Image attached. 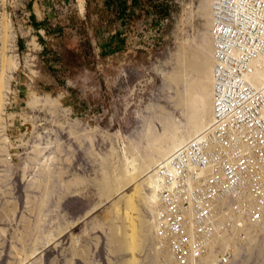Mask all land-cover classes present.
<instances>
[{
  "label": "rangeland",
  "instance_id": "374dc122",
  "mask_svg": "<svg viewBox=\"0 0 264 264\" xmlns=\"http://www.w3.org/2000/svg\"><path fill=\"white\" fill-rule=\"evenodd\" d=\"M211 44L209 0H0V264H133L132 254L111 252L110 228L119 225L122 237L129 216L121 192L140 209L137 264H157L150 178L213 109V90L199 78L191 95L189 79L176 86L166 74L187 69L186 53L213 62ZM133 157L155 161L128 181ZM250 235L228 264H264V231Z\"/></svg>",
  "mask_w": 264,
  "mask_h": 264
},
{
  "label": "built area",
  "instance_id": "2783aa9c",
  "mask_svg": "<svg viewBox=\"0 0 264 264\" xmlns=\"http://www.w3.org/2000/svg\"><path fill=\"white\" fill-rule=\"evenodd\" d=\"M209 3L212 115L154 170L157 264H227L224 238L264 231V0Z\"/></svg>",
  "mask_w": 264,
  "mask_h": 264
},
{
  "label": "bare ground",
  "instance_id": "6f19581e",
  "mask_svg": "<svg viewBox=\"0 0 264 264\" xmlns=\"http://www.w3.org/2000/svg\"><path fill=\"white\" fill-rule=\"evenodd\" d=\"M80 2H85V0H80ZM200 15L201 16H205L204 12L202 11V9H200ZM4 24L6 25V23H4ZM211 26H212V21H211ZM5 29H7V26H6ZM7 37L8 36H7V33H6L5 34V40H4L5 44L7 42ZM223 43L226 44V45H229L230 41L229 40H224ZM211 47H212V58H213V56H214L213 52H215L213 40H212ZM198 55H199V57H198L199 59L197 60V59H195V58H193L191 56H188V54L186 53L184 58H183V61L186 63L187 69L184 68L183 66H180V68H179V70L177 72H174L173 74H166V76L171 80V82L173 84H176V86L179 85V82L181 80H183L185 78L189 79L188 80V84L191 85L190 86V88H191L190 94L191 95L193 93V87H194V82H195L196 78L200 79V82H202L205 85L206 89L213 90V87H214L213 81L212 80H208V77L206 76V71H207L208 68L213 66V62H208L203 55H200V54H198ZM4 62L5 63L6 62L10 63L9 65H11L13 63L11 60L9 61V59L7 58L6 55H4ZM191 68H196V70H198V76L197 77L190 76L191 75ZM4 71H5V69H4ZM4 71L2 72L3 73L2 75L0 74L1 75V81H0V125H1V121H2L3 89L5 87V84H4V82H5L4 81V76H5L4 75ZM183 81H185V80H183ZM190 94H186V99H185L186 106H187V102L190 99ZM34 95H35V92H33V91L29 92V97H30L29 104L32 105L33 107H35L36 103L39 101V99L36 96H34ZM178 95L181 97V92L180 91H178ZM61 96H63V95H61ZM61 102H63L62 101V97H58V98H53L52 99V103H50V104H51V106H53L52 108H56L58 106V104L61 103ZM187 110H188L189 113L193 112V110H191L188 106H187ZM197 134H199V133L196 132L195 134H193V136L197 135ZM189 138L190 137H187L186 140L189 139ZM127 148H128V146L125 145V149H127ZM176 148H174V150ZM33 150L37 154H39L41 152V149L38 148V145ZM160 159H164V157L160 158ZM154 161L155 160L149 161L148 159H145V158L138 159V158H135V157H133L131 160H129V164H131V167L130 168L126 167V170H125V172L127 173L128 181L137 180V178L139 177L143 167L146 166V164L148 162H151V164H153ZM146 172L148 173L149 170L146 171ZM79 179L80 178H78L76 180L69 181V184H68L69 189H71L72 185H74L75 183L79 184ZM151 179L152 178H150V181H149L150 182L149 187L152 188L156 192L155 193L154 204H156V207H157V204L159 202V194L157 193V189H156V186H155L154 179H152V180ZM84 182H86V181H84ZM98 184H99L100 188L102 190H104L105 192H107L109 194L113 193V190L109 186V182L107 180L103 179L101 181H98ZM118 200L121 203V205H123L124 208L128 210L129 216L128 217L127 216H123L122 219H121V224L123 226V228H122L123 229V236L122 237L118 236V232H119V229H120L119 225H117L116 223L112 224V226L110 228V230H111V240H112V243L118 245V247H116V249L111 251V252L114 253V254L117 253L120 250L128 252V253L132 254V256H133V258H132L133 264H137L138 263V261H137V253L140 251V249H139L140 245L138 244V241H139L138 240V237H139L138 236L139 235V225L137 223V220L141 221V218L139 216L140 209H139L138 205L135 203V200H134L133 196L130 195L129 193H127V192L119 193L118 194ZM254 231H256V230L247 227L244 230V232L246 233V237L244 239L237 240V239H231V238H229V239L228 238L227 239L224 238L222 240L224 244H226L227 246L230 247V250H231L230 258H231V254H232L233 245L234 244H241V243H244L246 241H249V237H251L250 234L252 232H254ZM77 244H78V236H75L74 237L73 246H72L74 251L77 250V247H78ZM120 246H122V247H120ZM213 257H215V255L212 253L211 256L207 255L204 259L205 260L206 259L209 260V259H211ZM27 259H30V256H28ZM247 260H248V258H247ZM87 261H89V258L87 259ZM229 261H230V259H229ZM229 261H228V263H229ZM243 263L244 262H242V261H240V262L238 261L235 264H243ZM68 264H75V262H74V260H70Z\"/></svg>",
  "mask_w": 264,
  "mask_h": 264
},
{
  "label": "crops",
  "instance_id": "0c3cea01",
  "mask_svg": "<svg viewBox=\"0 0 264 264\" xmlns=\"http://www.w3.org/2000/svg\"><path fill=\"white\" fill-rule=\"evenodd\" d=\"M112 39H113V38H111V40H112ZM99 190H100V189H99ZM100 195H102V194H101V191H100ZM102 197H104V196L102 195Z\"/></svg>",
  "mask_w": 264,
  "mask_h": 264
},
{
  "label": "trees",
  "instance_id": "16d2710c",
  "mask_svg": "<svg viewBox=\"0 0 264 264\" xmlns=\"http://www.w3.org/2000/svg\"><path fill=\"white\" fill-rule=\"evenodd\" d=\"M34 17V16H33Z\"/></svg>",
  "mask_w": 264,
  "mask_h": 264
}]
</instances>
